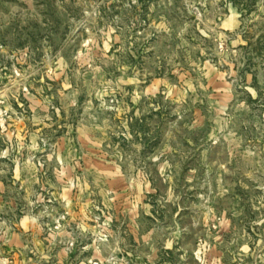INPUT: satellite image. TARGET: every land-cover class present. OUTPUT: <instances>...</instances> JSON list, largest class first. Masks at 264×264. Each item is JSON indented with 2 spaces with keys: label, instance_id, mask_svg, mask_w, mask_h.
I'll return each instance as SVG.
<instances>
[{
  "label": "rangeland",
  "instance_id": "obj_1",
  "mask_svg": "<svg viewBox=\"0 0 264 264\" xmlns=\"http://www.w3.org/2000/svg\"><path fill=\"white\" fill-rule=\"evenodd\" d=\"M0 264H264V0H0Z\"/></svg>",
  "mask_w": 264,
  "mask_h": 264
}]
</instances>
